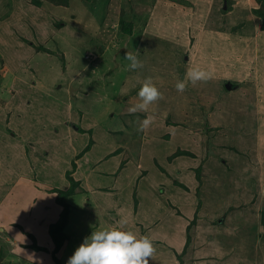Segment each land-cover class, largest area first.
<instances>
[{
	"label": "rangeland",
	"instance_id": "374dc122",
	"mask_svg": "<svg viewBox=\"0 0 264 264\" xmlns=\"http://www.w3.org/2000/svg\"><path fill=\"white\" fill-rule=\"evenodd\" d=\"M256 10H264V0H69L63 6L47 0H0V113L4 117L0 143L16 133L6 126L5 118L18 115H9L7 110L26 107L21 122L27 121L30 127L24 149L27 156L32 155L34 177L40 165L48 162L65 167L64 133L75 134L77 126H90L100 140L106 134V139L124 147L132 162L130 173H135L144 142L153 141L152 132L138 131L139 121L147 116L155 123L164 118L186 121L184 130L191 140L184 142L180 134L165 127L156 131V140L165 143L169 136L170 141L162 149L153 146L152 152L161 164H167L165 157L179 148L192 152L194 156L185 161L193 167L186 166V171L204 164L201 224L220 234L219 227L231 225L227 218L236 210L259 221L264 213V64L257 60L264 59V32ZM123 23L133 25L130 35L123 31ZM6 29L13 32L11 36L5 35ZM198 43L204 44L199 48L200 67L191 66L193 58L182 60L194 56ZM172 45L179 50L184 47L181 63L168 48ZM135 51L143 68L133 71L125 56ZM231 52L241 60L228 58ZM210 58L213 63L208 62ZM205 61L213 78L195 85L189 82L183 93L178 92L176 84L190 69L206 70ZM238 68L242 73L233 76ZM147 78L163 99L150 105L146 113H130ZM87 139L90 141L91 135ZM6 148L11 147L0 145L1 150ZM149 164L153 175L157 168ZM184 177L194 183L189 175ZM69 201L82 210L77 214L70 211L64 233L72 239L69 250L74 251L83 237L109 228L97 210L88 213L81 207L79 197ZM87 217V225L79 227ZM76 227L81 230L79 235L73 234ZM246 229L240 246H246L249 255L254 238L248 234L249 227ZM215 238L219 247L220 236ZM4 242L0 233V245L6 243L8 249L11 244ZM35 251L42 252V264L54 262L51 251ZM13 264L31 263L14 257Z\"/></svg>",
	"mask_w": 264,
	"mask_h": 264
},
{
	"label": "crops",
	"instance_id": "0c3cea01",
	"mask_svg": "<svg viewBox=\"0 0 264 264\" xmlns=\"http://www.w3.org/2000/svg\"><path fill=\"white\" fill-rule=\"evenodd\" d=\"M176 57L178 59L175 57L174 59L178 61L179 55L176 54ZM191 58L193 57L187 56L184 60ZM181 62L182 60L178 61ZM7 114L18 116L5 118V122H8L6 126L14 129L16 133H11V139L6 138L5 143L3 141L0 143L1 147H11L6 148V151L0 149V233L4 236L5 242L11 244L8 249L5 248V242L0 245V264H13L14 257L22 259L25 263L42 264L43 261L39 260L44 259L40 255L42 252L35 251L33 245L35 244L38 249L49 251L55 249L49 230L52 224L59 221L63 207L56 202L57 194L50 190L55 188L68 190L70 182L66 175L70 167L72 177L79 182L75 193L67 201L70 211L75 210L76 214L82 212L76 204L69 203L71 197H79L81 207L86 208L88 213L97 210L102 215L108 230L131 231L137 238L148 237L156 249L149 264H264V228L258 225L257 219L252 216L245 217L242 210H236L228 216L227 221L232 224L219 227L220 234L213 230L208 231L210 226L199 222L196 230L191 232L189 245L185 246L188 235L187 222L178 215V212L193 217L192 214L195 212L191 204L193 198L185 192L179 193L181 197L176 198L171 180L163 177L164 175L155 166L154 162L157 159L152 152L153 146L155 149H162V145L170 141L169 136L165 143L156 140L158 139L155 136L156 131H164L167 127L166 130L180 134L184 142H187L192 136L185 132V127L174 128L165 122L167 118L157 119V123L154 120L150 131L146 129L147 134L152 132L153 141L144 142L136 159L138 168L135 173H130L132 162L126 149L118 146L112 138L106 139V134H103V139L100 140L101 137H97L95 129L92 128L91 139L94 144L77 160L76 156L89 144L87 139L89 133H78L79 130H75V134L70 135L65 132L63 139L68 154L65 167H59L58 162H48L40 165V172L34 177L32 155L27 156L24 149L26 142H29L26 130L30 127L27 121L21 122V114H26V107L17 111L15 108H10ZM2 115L0 113V122L4 121ZM155 125L159 128L153 129ZM89 127L83 130L88 132L91 130ZM49 157L47 156L46 159L48 160ZM146 159L151 162L154 170L157 168L155 174L150 173L151 167ZM73 160L77 164L75 170L71 165ZM146 183H149L148 186ZM144 197L149 198V201L142 200ZM201 197L203 199L202 195ZM199 217H204L202 206ZM85 219L79 227H83V224L87 225L89 217ZM121 220L127 223L122 226ZM69 222L68 218L65 229ZM244 223L246 226H243ZM79 227L73 230V234L79 235L81 232ZM246 227H249L248 234L254 238L252 252L249 255L246 254V246H240L241 234H247ZM23 229L26 231H22ZM202 233L206 235L203 236ZM64 236L62 246L57 252L61 264H67L66 261L77 249L69 250L72 239ZM216 236H220L219 247L213 242ZM85 237L82 238V243ZM234 241H237L236 244ZM69 251L71 253H68ZM31 257H36L33 258L35 261L31 262ZM49 264L56 263L49 262Z\"/></svg>",
	"mask_w": 264,
	"mask_h": 264
},
{
	"label": "trees",
	"instance_id": "16d2710c",
	"mask_svg": "<svg viewBox=\"0 0 264 264\" xmlns=\"http://www.w3.org/2000/svg\"><path fill=\"white\" fill-rule=\"evenodd\" d=\"M47 2L56 4V5H60V6L69 4V0H47ZM254 13L256 15H258L259 18H261L260 19L261 22H262L261 23L262 24L261 25V30H263V32H264V10H259V11L256 10ZM123 24H124L123 25V31L126 34L130 35L132 33V30H133V28H132L133 25L131 23L130 24L123 23ZM125 25H127V27ZM25 26L24 25L21 26V30H23V31L26 30ZM16 31H18V27L14 30V33H16ZM10 32L13 33L12 31H10ZM10 32H9V30L6 29L5 35H7V36L10 35L11 36ZM20 33H21V31H20ZM25 40H27V39H25ZM193 42H195V41H193ZM201 43H203V42H201ZM201 43H198L199 44L198 47L197 48L195 47L196 49L193 50L195 54H194V56H192L193 59H194V62L191 64V66L200 67V65L203 62L202 59L198 58V57H202L201 56L202 50H200V49H201V47L204 44H201ZM205 46H206V44H205ZM39 47H40L41 50H43L42 46H38V48ZM31 48H33V46ZM168 48L170 49V51L173 50V56L176 59H178L176 57V54L179 55V58H181V56H183V53L180 54V52L183 50L184 47L182 49H180V50L179 49H175V45H172V46H170ZM233 50H235V49H233ZM224 52H226V51H224ZM224 52H222V56L225 55ZM210 53L214 54L212 52H210ZM229 56H230V58L232 57L231 59L234 60V61L238 60V59L241 60V58H237L236 53L231 52V54H227L228 58H229ZM86 58H90V56L87 55ZM182 60H184V58H182ZM207 60H208V62L213 63V60L211 58L207 59ZM257 61H260L261 64H264L263 56H261L260 59L257 60ZM252 62H254V60H252ZM205 64H206V70H209V68H210L209 64L206 61H205ZM240 73H242L241 68H238L235 71V73L233 74V76H237ZM234 80H236L237 82H241L242 81V80H238V79H235V78H234ZM218 83H219V79L217 80V84ZM221 87H222V85H221ZM208 90H209V88H208ZM25 104L22 103V105H24V106H25ZM202 112L205 113V109H202ZM165 122H167L168 125L173 126L174 128H182V127H186V125H188L186 121L185 122H183V121L174 122L170 118L166 119ZM76 129L79 130L81 133H89V135H92V129L89 130L88 132L83 130V129H81V128H79L78 126H77ZM215 129L216 128H214L213 131ZM211 132H212V130H211ZM167 138L169 139V137H167ZM93 144H94V141L92 139H90L89 144L87 145V147L79 155L76 156V159L79 160L86 152H88L91 149ZM191 155L194 156V154L192 152L179 148V149L176 150V152L169 153L165 157L164 161L167 164H161V163H159L157 161L154 162L155 166L159 170L162 171L161 174L164 175L163 177H166L169 180H171L172 185H173L172 187L175 189L174 192L176 193L177 197H181L179 195V193L183 194L185 192V193L191 195V198H193V202L191 203L192 207L195 208V212H193V214H192L193 217H188L187 215H185L186 213L178 212V215L180 217H183L184 220L187 222V224H186V233L188 235H187V238H186V244H185L186 247L189 245L191 232L193 233L196 230V228L198 226V223L201 222L199 220V218H200L199 217V211H200V208H201L202 202H203L201 195H202V191H203L202 187H203V185L205 183V181H203V179H204V177L206 175V173L203 172L204 164H201L194 171V169H192L193 166L189 165V163L185 161V158L186 157H190ZM71 165L73 167V170H75L77 168V164H76L75 160L72 161ZM186 166H192L190 168L192 170H190V171L187 170L186 171L185 169H189ZM185 175H189L191 177V179L194 180V183L192 181L191 182L186 181L185 177H184ZM67 179L70 182V187L68 188V190H62V189H56V188L50 190V192L57 194L56 202L60 206L63 207V211L61 213V217H60L59 221L56 222L55 224H52L50 226V230H49V234L52 237V240H53V242L55 244V249L53 251H51V254H52V258H53V260H54V262L56 264H61V261L57 257V252L60 250V248L62 246V243H63V241L65 239L63 231H64V229H65V227H66V225L68 223V218H69V214H70V205L68 204L67 201H68V198L75 193V191H76V189L78 188V185H79V182H77L72 177V172L71 171H69L67 173ZM182 204H184V202H182ZM259 221H260V223H259ZM259 221H258V225L260 224L264 228V213L261 214V218H260ZM258 225L255 227V229H257ZM33 248L36 249V250L38 249L37 246H35V244L33 245ZM39 249H41V248H39Z\"/></svg>",
	"mask_w": 264,
	"mask_h": 264
},
{
	"label": "clouds",
	"instance_id": "9594fccd",
	"mask_svg": "<svg viewBox=\"0 0 264 264\" xmlns=\"http://www.w3.org/2000/svg\"><path fill=\"white\" fill-rule=\"evenodd\" d=\"M138 51L127 52L125 60L129 70L143 68L138 59ZM213 78V72L200 68L190 69L183 81L176 84L178 92L183 93L189 82H207ZM139 102L129 108L130 113L147 112L150 105L163 99L162 93L153 84L151 78L145 79L138 92ZM154 118L147 116L139 121L138 131H144L153 123ZM121 225L127 221L121 220ZM153 242L146 236L137 238L131 231L99 230L85 237L83 243L68 258L67 264H149L155 255Z\"/></svg>",
	"mask_w": 264,
	"mask_h": 264
},
{
	"label": "water",
	"instance_id": "95a60500",
	"mask_svg": "<svg viewBox=\"0 0 264 264\" xmlns=\"http://www.w3.org/2000/svg\"><path fill=\"white\" fill-rule=\"evenodd\" d=\"M228 88H229V86H228Z\"/></svg>",
	"mask_w": 264,
	"mask_h": 264
}]
</instances>
